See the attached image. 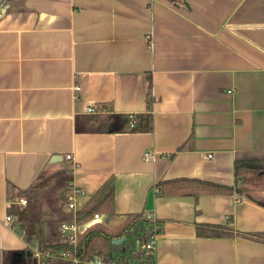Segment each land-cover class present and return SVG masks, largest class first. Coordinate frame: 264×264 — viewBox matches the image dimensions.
<instances>
[{"label": "crops", "instance_id": "crops-1", "mask_svg": "<svg viewBox=\"0 0 264 264\" xmlns=\"http://www.w3.org/2000/svg\"><path fill=\"white\" fill-rule=\"evenodd\" d=\"M106 111L129 129L76 130ZM244 153L264 155V0H0V264L26 247V225L4 221L19 192L63 169L79 208L113 178V227L151 217V264H264L262 242L197 234L264 233V176H236ZM175 178L240 191L157 192Z\"/></svg>", "mask_w": 264, "mask_h": 264}, {"label": "trees", "instance_id": "trees-1", "mask_svg": "<svg viewBox=\"0 0 264 264\" xmlns=\"http://www.w3.org/2000/svg\"><path fill=\"white\" fill-rule=\"evenodd\" d=\"M149 90L150 81H148V91ZM132 116L133 117L130 118V123H132L133 126L131 127L135 130L144 129L142 121L138 124L136 120L137 116L134 114ZM128 129V118L123 114L110 111L84 117L81 121L79 120L76 123V130L81 132L117 133L127 131ZM146 129H150V126L148 125ZM259 172H261L260 175L264 176V155L244 153L239 154L236 157V176H243L244 179H247V176L249 177L252 174H259ZM56 173L58 176H63L66 173V170H59ZM42 177L43 176H39V178ZM258 180L259 178H257V182H255L256 186L262 184V182H258ZM70 181L71 173L69 182ZM61 183L59 182L58 184ZM33 187L35 190V185H32L19 192L20 195L25 196L28 207L23 209L14 208L11 213L15 216L18 223H24L26 225L25 241L30 243L32 238H35L39 248L43 251L69 252L80 261H86L92 257H101L105 262L112 261L121 264L120 262H123L122 258L125 257L126 252V259H129L130 254L135 252V239H140L146 243L158 233V230L154 228V222L152 219H148L142 214H129L124 217L120 224L113 228H109L103 221L87 227L77 236L73 245L69 244L65 239H61L57 242H49L46 240L45 234V212L43 213L40 209H37L39 206V200L36 194L32 192ZM155 188L161 195L232 194L235 189L240 191L239 188H234L233 186L218 184L197 178L161 180L156 183ZM113 201L114 181L112 177H109L90 196V199L83 205V207L76 212V224L83 225L90 221L95 214L114 216ZM258 205L264 208V198L258 202ZM48 213L49 212L46 211L45 214ZM64 219L60 218L62 223L69 222L72 220V216L68 215V217ZM197 234L209 238L238 235L264 243V233H237L231 228L223 226L199 225L197 227ZM134 236H136L135 239H132ZM141 253L144 254L143 252ZM146 258L152 260L150 254H148ZM3 261L4 264H35V260L32 258L31 251L28 248H24V250L20 252L7 253ZM52 263L71 264L70 262L61 260L53 261Z\"/></svg>", "mask_w": 264, "mask_h": 264}, {"label": "built area", "instance_id": "built-area-1", "mask_svg": "<svg viewBox=\"0 0 264 264\" xmlns=\"http://www.w3.org/2000/svg\"><path fill=\"white\" fill-rule=\"evenodd\" d=\"M75 90H79V86L76 85L74 87ZM86 110L90 113L98 112L97 109H95L93 106H90L86 108ZM133 116L130 115V118ZM130 126H133L132 123H130ZM67 159H71V155H66ZM154 157L153 154H151L149 151L144 152V159L152 158ZM207 157H211V154H208ZM79 194V190L77 188H73L69 191L67 195V203L65 204V211L70 213L72 216V220L69 222H64L60 224V234L64 237V239L69 244H74L76 241L77 236L85 230L87 227L100 222L101 216L99 214H95L92 219L83 225H77L75 222V214L77 211H79L81 208L77 207L76 205V196ZM17 205H19L22 208H25L27 205V200L22 196V198H19L16 202ZM148 219H151L149 215L145 216ZM5 223L11 227L13 231H16V227L14 226V222L16 221L13 216L8 214L5 216L4 219ZM17 222V221H16ZM18 223V222H17ZM22 234L24 235V238L26 237V230L22 231ZM154 237H152L148 242L139 243L137 241V250L139 252H143L145 254H151L153 251V242ZM26 242V241H25ZM31 251L32 258L35 260V264H51L53 261H66L70 262L71 264H117L114 262H105L101 257H92L89 260L86 261H80L76 259L71 253L64 252V251H58V252H51V251H43L39 248L37 241L35 238H32V241L30 243L26 242V247Z\"/></svg>", "mask_w": 264, "mask_h": 264}, {"label": "rangeland", "instance_id": "rangeland-1", "mask_svg": "<svg viewBox=\"0 0 264 264\" xmlns=\"http://www.w3.org/2000/svg\"><path fill=\"white\" fill-rule=\"evenodd\" d=\"M63 170H66V173L63 176H58L56 172H46L41 174L43 177L39 178V181L35 183V190L34 187L32 188V192L36 194L39 200V206L37 209H40L43 213H46V211L49 212L48 214L44 213L46 240L49 242H57L61 239L60 223L62 222L60 218L64 219L68 217L67 214L62 212V208L65 207V204L67 203V195L70 191V171L69 169ZM59 182L61 184H58ZM25 207H28V203ZM109 218V216L105 217L104 222H107L110 227H113L115 224H113L115 219L109 223ZM135 237L136 236H134L132 239H135ZM137 241H139V243L143 242L140 239H135V252L130 254L129 259L125 258L127 256L126 252L125 257L122 258L123 262H120L121 264H151V260L146 258L148 254H142L137 250Z\"/></svg>", "mask_w": 264, "mask_h": 264}, {"label": "water", "instance_id": "water-1", "mask_svg": "<svg viewBox=\"0 0 264 264\" xmlns=\"http://www.w3.org/2000/svg\"><path fill=\"white\" fill-rule=\"evenodd\" d=\"M56 157H58V159L61 158L60 156H56V155H55V156H52L51 160H53V161L57 160ZM151 198H152V192L150 193V196H149V199H148V202H147V204H148V208H147V209H148V210L151 209V208L149 207V206H151V205H150Z\"/></svg>", "mask_w": 264, "mask_h": 264}]
</instances>
